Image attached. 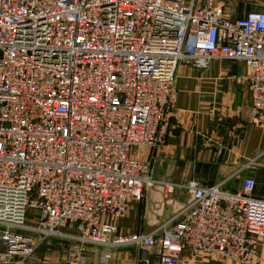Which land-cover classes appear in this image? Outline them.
I'll return each instance as SVG.
<instances>
[{
    "label": "built area",
    "instance_id": "1",
    "mask_svg": "<svg viewBox=\"0 0 264 264\" xmlns=\"http://www.w3.org/2000/svg\"><path fill=\"white\" fill-rule=\"evenodd\" d=\"M256 5L231 18L219 0H0V264H33L53 239L74 241L68 264H85L89 245L154 249L158 264L185 249L258 264L264 194L252 177L234 190L164 183L192 200L147 233L111 221L154 183L132 152L163 143L182 64L243 62L250 115L264 123Z\"/></svg>",
    "mask_w": 264,
    "mask_h": 264
},
{
    "label": "crops",
    "instance_id": "2",
    "mask_svg": "<svg viewBox=\"0 0 264 264\" xmlns=\"http://www.w3.org/2000/svg\"><path fill=\"white\" fill-rule=\"evenodd\" d=\"M230 1L219 0L226 2V6ZM226 9L229 17H237L230 8ZM174 88L175 107L163 143L154 150L132 152L134 157L150 162L154 183L144 189L140 201L131 202L126 215L111 220L120 234L147 233L160 228L191 202L186 190L175 187L165 191L164 183L193 179L202 186L221 184L224 189L234 190L248 176L256 182L254 195L264 194V123L250 115L245 64L213 60L203 70L182 64ZM255 251L258 264H264V240L256 244ZM105 253L108 258H104ZM45 257L46 252L44 260ZM145 257L151 264H158L154 249L145 251L133 245H89L83 253L85 264H139ZM58 258L57 263H66L63 254ZM179 264L237 263L185 249Z\"/></svg>",
    "mask_w": 264,
    "mask_h": 264
},
{
    "label": "rangeland",
    "instance_id": "3",
    "mask_svg": "<svg viewBox=\"0 0 264 264\" xmlns=\"http://www.w3.org/2000/svg\"><path fill=\"white\" fill-rule=\"evenodd\" d=\"M233 1L234 0H231L230 3L228 2L227 7L231 9L230 10L231 14L236 15L237 17L243 15L249 10L260 8L259 5H256V4L264 2V0H240L238 1L239 3H235ZM151 171H152V166H151ZM152 179L154 178L152 177ZM53 240L54 241L51 240L48 244L45 243L41 245L39 249L35 252V254H33V256L30 259V261L33 264H45L46 262L44 263V261H47L46 264H59L57 263L58 261H56V259L58 258L59 255H62V254H63L64 260L68 258L69 256L68 254L75 246L74 241L72 240L64 241V240H58V239H53ZM58 248L61 249L62 252L61 251L58 252L59 255L57 256V251L59 250ZM45 252H46L47 258L45 257V260H44L43 255ZM60 264H68V263L66 260V263L63 262Z\"/></svg>",
    "mask_w": 264,
    "mask_h": 264
}]
</instances>
